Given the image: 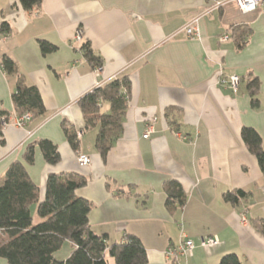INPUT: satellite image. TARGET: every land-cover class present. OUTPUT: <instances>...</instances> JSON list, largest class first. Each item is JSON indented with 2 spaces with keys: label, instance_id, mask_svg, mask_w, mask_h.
Instances as JSON below:
<instances>
[{
  "label": "crops",
  "instance_id": "0c3cea01",
  "mask_svg": "<svg viewBox=\"0 0 264 264\" xmlns=\"http://www.w3.org/2000/svg\"><path fill=\"white\" fill-rule=\"evenodd\" d=\"M200 15L202 38H189L185 28ZM3 22L9 35L1 32ZM234 29L245 33L242 48ZM224 35L227 41H221ZM42 40L57 51L43 55ZM86 41L102 58V73L84 58ZM3 56L37 87L46 109L22 128L15 125L12 100L17 77L3 70ZM235 75L241 79L236 92L220 84ZM122 76L131 82L124 132L103 159L95 146L98 129L84 130L79 102ZM254 78L260 82L257 107L249 87ZM0 108L11 113L0 147V180L30 143L49 140L58 147L59 164L46 163L37 149L35 164L26 165L41 198L50 174L86 177L77 195L94 205L92 230L107 234L110 243L138 237L147 264H220L229 254L243 264H264V176L243 136L254 130L264 149L263 11L242 13L232 0H44L28 12L19 0H0ZM170 108L176 110L168 115ZM109 109L105 103L102 111ZM64 122L82 132L78 150L68 142ZM78 154L89 156L90 165L80 166ZM172 180L187 199L173 211L164 190ZM237 190L247 197L227 202L225 194ZM213 236L217 247H201ZM186 240L195 244L192 256L166 257ZM65 245L67 259L74 246ZM0 264L8 263L0 258Z\"/></svg>",
  "mask_w": 264,
  "mask_h": 264
},
{
  "label": "trees",
  "instance_id": "16d2710c",
  "mask_svg": "<svg viewBox=\"0 0 264 264\" xmlns=\"http://www.w3.org/2000/svg\"><path fill=\"white\" fill-rule=\"evenodd\" d=\"M25 11L40 9L44 0H19ZM237 29V28H235ZM233 30L239 48L245 45L243 33ZM1 32L11 33V27L3 22ZM243 38V39H242ZM43 55L57 51V47L40 41ZM81 52L93 67H103V60L86 41ZM6 74L17 77L16 90L12 100L18 116L32 114V120L43 117L46 109L36 86L27 83L19 75L18 66L8 56L2 57ZM260 82L251 80L249 87L252 105L259 106L257 95ZM131 82L129 76H122L96 88L79 102L84 114L85 131L98 129L96 149L103 159L112 151L124 132V119L129 109ZM105 103L110 109L102 111ZM176 109L170 108L168 115ZM11 122V113L0 108V147L5 144L4 128ZM68 142L74 150L79 148L78 133L63 123ZM244 141L258 160L264 176V149L262 139L254 130L245 129ZM39 149L49 165L59 164L61 157L58 147L49 140L32 142L27 146L23 160L15 161L0 180V258L8 264H147V250L142 241L134 235H126L125 241L110 243L107 234H96L90 225L89 215L94 205L77 195L78 190L88 184V179L77 173H53L47 181L46 194L41 198L40 187L32 180L26 165L35 164L36 150ZM168 196L167 206L173 211L186 204V194L177 181L164 185ZM243 190L228 192L225 200L238 204L246 198ZM66 242L74 249L67 259H59L57 253ZM220 264H243L235 254L224 256Z\"/></svg>",
  "mask_w": 264,
  "mask_h": 264
},
{
  "label": "built area",
  "instance_id": "2783aa9c",
  "mask_svg": "<svg viewBox=\"0 0 264 264\" xmlns=\"http://www.w3.org/2000/svg\"><path fill=\"white\" fill-rule=\"evenodd\" d=\"M232 2L237 6V8L242 13H251L255 11H263L264 12V0H232ZM209 13V11L207 12ZM203 17V15H200L196 18H194L185 28L186 34L189 38L192 39H201L202 34L200 30V20ZM82 34L79 32L77 35V39H81ZM221 41H227L229 39L228 35H224L220 38ZM97 73L103 72V67H97L96 69ZM241 79L239 76H232L228 79H222L220 81V84L228 86L230 89H232L234 92L238 90V87L240 85ZM32 120V114L26 113L22 116H18L15 120V125L17 127H24L27 123H29ZM152 122H155V119H153ZM153 126H148L147 133L144 135L145 139H148L150 137V134L152 133ZM82 132L78 133V136H81ZM183 140H186L185 138ZM78 163L80 166H88L91 163V158L87 155L78 154ZM247 223L246 219H243V224ZM220 244V241L217 237H208L204 238L200 245L201 247L205 249L214 248L217 247ZM195 244L192 240H186L182 242L181 244L174 246L170 248L167 253L166 257L168 259L174 258L178 259V257L182 256H192L193 250H194Z\"/></svg>",
  "mask_w": 264,
  "mask_h": 264
},
{
  "label": "rangeland",
  "instance_id": "374dc122",
  "mask_svg": "<svg viewBox=\"0 0 264 264\" xmlns=\"http://www.w3.org/2000/svg\"><path fill=\"white\" fill-rule=\"evenodd\" d=\"M68 251V246H64L63 247V249L61 250V252H58L56 255H57V257L59 258V259H64L65 258V252H67ZM108 259H112V258H110V257H108ZM113 260V259H112Z\"/></svg>",
  "mask_w": 264,
  "mask_h": 264
}]
</instances>
